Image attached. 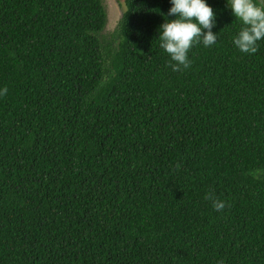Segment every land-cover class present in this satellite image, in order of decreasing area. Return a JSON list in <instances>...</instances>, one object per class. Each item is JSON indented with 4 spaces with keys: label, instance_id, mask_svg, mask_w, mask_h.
<instances>
[{
    "label": "trees",
    "instance_id": "16d2710c",
    "mask_svg": "<svg viewBox=\"0 0 264 264\" xmlns=\"http://www.w3.org/2000/svg\"><path fill=\"white\" fill-rule=\"evenodd\" d=\"M116 1L0 0V264H264V40L207 0L174 71L169 0Z\"/></svg>",
    "mask_w": 264,
    "mask_h": 264
},
{
    "label": "clouds",
    "instance_id": "9594fccd",
    "mask_svg": "<svg viewBox=\"0 0 264 264\" xmlns=\"http://www.w3.org/2000/svg\"><path fill=\"white\" fill-rule=\"evenodd\" d=\"M171 7L167 15L175 17L160 25V47L169 55L171 67L180 71L190 67L189 51L196 44L205 48L217 43L218 34L213 32L216 26V12L207 0H169ZM242 27L233 37V45L242 53L255 54L258 42L264 40V0H225ZM7 87L0 88V98L7 95ZM179 167V165H178ZM212 200L217 211L226 207L224 201L214 194L206 195Z\"/></svg>",
    "mask_w": 264,
    "mask_h": 264
},
{
    "label": "rangeland",
    "instance_id": "374dc122",
    "mask_svg": "<svg viewBox=\"0 0 264 264\" xmlns=\"http://www.w3.org/2000/svg\"><path fill=\"white\" fill-rule=\"evenodd\" d=\"M105 10L108 15V30L112 31L118 25L120 17L122 16L125 9L116 0H103Z\"/></svg>",
    "mask_w": 264,
    "mask_h": 264
}]
</instances>
